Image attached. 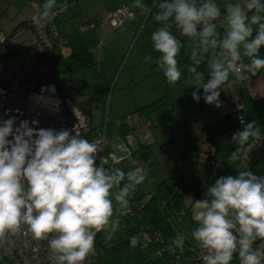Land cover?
<instances>
[{
	"label": "clouds",
	"instance_id": "1",
	"mask_svg": "<svg viewBox=\"0 0 264 264\" xmlns=\"http://www.w3.org/2000/svg\"><path fill=\"white\" fill-rule=\"evenodd\" d=\"M132 7L152 10L142 0H134ZM154 7L160 26L151 41L159 56L145 55L144 62L155 63L167 83L175 85L183 74L178 61L183 44L172 29L188 38L187 79L196 88L194 101L201 99L202 88L205 103L219 108L220 90L230 77L231 83H242L264 70V0L225 3L223 34L217 29L222 10L216 0H156ZM66 8L57 0H45L32 22L43 27ZM244 58L248 62L242 64ZM202 64L208 69L206 81L199 70ZM261 140L257 122L244 123L232 135L236 148L228 160L249 161ZM101 151L77 125L57 131L30 127L26 120L16 126L14 117L0 122V243L25 229L33 239L48 241L52 264H85L95 256L97 234L111 240L119 226L113 219L116 204L127 209L145 180L137 161L131 160L128 172L109 169ZM206 192V198L192 205L197 226L191 237L201 250L202 264H232L237 255L239 264H264V176L241 170L217 178ZM139 242V236H132L130 247ZM184 243L182 234L172 240L174 248L183 249Z\"/></svg>",
	"mask_w": 264,
	"mask_h": 264
},
{
	"label": "crops",
	"instance_id": "2",
	"mask_svg": "<svg viewBox=\"0 0 264 264\" xmlns=\"http://www.w3.org/2000/svg\"><path fill=\"white\" fill-rule=\"evenodd\" d=\"M38 1L39 0H0V32L4 35H9L20 24L31 21L32 16L40 12V8L37 4ZM142 2L152 9L151 12L146 13L140 9L133 8L132 4L134 3V0H57L58 4H67V8L64 11L58 13L56 18V26L59 33L67 40L69 56L63 58L59 52H54L52 55L54 60H52L51 66L54 71H58L53 63L57 62L59 64V62L61 63L67 61V63L64 64L67 65V68L58 71L60 76L65 72L70 76L78 75L81 78H85L84 82H82L83 88L77 90L71 89L64 91L60 87L59 83L60 92L64 96L68 94L69 96L66 95L65 97H67L73 104L78 103L85 109L93 108V111L97 112L93 101L94 98L91 97L90 93L93 91L95 92L96 88H98V85L102 86L105 79H109V81L112 80L115 73V70L111 69L109 66L107 67L103 65V61L107 59V56L105 59L101 58V50L104 46L107 48L113 43H119L124 45L126 48L131 44L135 33L139 28H141L140 34L142 35L145 31L148 33L149 28H152L155 31L160 26V24L154 19L155 12L157 11V9L154 7L156 0H142ZM216 2L221 6L222 10V17L218 22L219 26L217 28L221 34H223V15L225 14L224 4L227 2H235V0H216ZM119 7H128L133 13L134 17L131 21L126 22L122 27L113 29L108 23V16L110 12ZM93 19L99 20V23L95 25L94 28H86L81 30L82 26ZM172 31L182 41L183 44L181 52L178 56V60H180L179 66L183 73L181 80L175 85L168 84L163 72L155 63L153 65H143V75L140 74L139 78L138 76H134L133 72L129 73L130 81H134L136 77L139 80L145 81L147 88L144 93H146L147 96L151 95L154 91L153 87H156L157 97L159 96L156 99L168 96L171 99V102L165 107L152 113L148 119H143L139 113L135 112V110L153 102L156 99L147 104H140V101L142 100L136 99V102H134L136 108L131 113L136 115L138 118V121L135 123L136 125H132L131 115L128 116V123H123L124 126L133 128V133L127 137H136L138 139V146L140 148H144L147 142L151 139L154 141V143H158L160 141L158 138L162 137V131H156V134L154 135V132H152V120H158L160 118L159 116L164 114L163 116L168 115V122H173V128L172 130H169L171 132L169 139L170 141L175 142V144L172 145L174 146L173 149L175 155H173V157H175V159H183L184 161L187 160L186 157H190L191 159V153L193 151L213 152L217 157L218 146H215L216 140L225 139L229 142L233 149L236 147L231 144V140H228L224 136L215 139L213 142L208 141L206 131L208 127L225 118L232 119L231 117H233V114L231 110L232 101L234 99H240L242 101L247 122L255 120L257 122V126L261 129V134L264 135V70H261V72L256 76H251L243 86H239L238 83H231L233 77H230L229 82L224 84L223 88L220 90L219 100L221 102V107L219 108H217L215 105H209L205 103L203 99L204 92L202 88L198 93L201 99L199 102L194 101L192 98V93L193 91H196V88L192 86L191 81L187 79V65L191 63L189 56L192 42L188 40V38L180 36L179 32L175 28H173ZM260 55L264 57V47L261 48ZM158 56L159 53L155 52V58ZM247 62V58L242 60V64ZM199 70L204 73L206 81L208 78V69L206 64H202ZM60 81H62V76ZM87 81L92 82L91 84L94 86H85L89 84ZM98 81L100 83L97 85ZM100 90L106 91L103 87H100ZM138 96L140 98V95ZM175 110L178 111L180 115L179 118L176 117ZM85 115L91 121L89 115ZM125 118L121 119L124 120ZM118 121L120 120H117L116 122ZM163 121L159 120V125H163ZM233 123H235L234 119H232V124ZM98 125L94 128L91 127L92 131L95 133L99 131L98 129H100ZM119 128L120 126L115 123V132L118 134L117 139H120L123 142L120 141L115 151L110 150L108 155L125 157L128 152H134V150H132L129 146V143L126 139L127 137L124 139L121 138L119 134ZM140 128L142 129L143 134L141 133L139 136H137L138 130H140ZM156 135L158 137H155ZM117 153H123L124 155H117ZM191 161L202 166L205 164L192 159ZM174 163L176 164L177 161L175 160ZM137 166H140V164L138 163ZM226 175H228V173H224L223 171L217 176V178ZM166 196L167 193L165 194V197ZM130 202L134 203L131 199H129V203ZM190 208H192V206ZM173 235L174 239V232ZM198 248L199 246L189 250V252H184L183 256L185 258V264L189 262V255ZM235 259L236 264H238L237 256Z\"/></svg>",
	"mask_w": 264,
	"mask_h": 264
},
{
	"label": "rangeland",
	"instance_id": "3",
	"mask_svg": "<svg viewBox=\"0 0 264 264\" xmlns=\"http://www.w3.org/2000/svg\"><path fill=\"white\" fill-rule=\"evenodd\" d=\"M141 28H139L132 40L131 44L125 48L124 45L119 43H113L107 48H102L101 58L107 59L103 61L104 66H109L115 70L112 80L105 79L103 85H98L96 91L90 93L94 98L95 109H85L78 103L74 106L82 113L88 114L91 119V127L99 126L100 132H107V154L110 150L116 149L120 141L118 140V134L115 132V123L121 118L131 115L132 125L135 126L138 118L136 115L131 114L136 106L134 102L136 99L142 100L140 104H147L157 97V88L153 87L151 95L147 96L144 91L147 86L144 80H139L137 77L134 81L129 80V73L134 76L143 75V65H153L154 63L146 64L144 62L145 55H152L155 59V51L152 47L151 33L154 29L149 28L148 33L145 31L140 34ZM141 35V36H140ZM149 36V37H148ZM54 60V57H52ZM67 61L54 62L58 71L66 69ZM56 71L57 73H59ZM60 74V73H59ZM62 81H60V87L65 90H77L82 89L85 78H81L78 75L70 76L68 73H62ZM85 86H94L90 81ZM103 87L106 91L100 90ZM91 90V89H90ZM144 93V94H143ZM69 96L68 94H66ZM65 95V96H66ZM140 95V98L139 96ZM142 96V97H141ZM101 107V108H100ZM165 111V110H164ZM176 111V110H175ZM164 113V112H161ZM176 117L179 118V113L176 111ZM160 115V114H159ZM158 120H152V132L154 135L156 131H162V137L158 138L161 143H154L151 139L147 142L144 148L138 146V139L136 137L126 138L129 146L134 150L135 161L145 170L143 175L145 179L142 184L137 186L135 192L131 195L130 199L136 203H145L150 196L152 197L155 189L158 185H161L160 197H162V203L160 205L161 214L165 217V220L170 224L175 237L179 234L185 236V243L183 250L189 252L198 246V243L191 237V232L197 226L196 222L192 219V208H190L195 200L206 198L207 188L212 185L217 176L231 169V174L236 175L241 170H251L256 175L264 176V160H262L258 152H252L251 158L246 162H232L228 160L229 154L234 151L225 139L216 140L215 146L218 149L217 157L215 159L220 164V169H216L211 166L210 163H205L203 166L196 162L191 161L190 157H186V161L183 159L178 160L173 157L175 142L170 141L169 130L173 128V122H168V115L163 116L161 114ZM164 119V121H163ZM159 120H162L163 125H159ZM143 134L142 129L138 130V135ZM262 135V134H261ZM155 137H158L157 135ZM264 137V135H262ZM119 138V137H118ZM123 142V141H122ZM159 144V146H158ZM123 156V153H117V155ZM175 160L177 163L175 164ZM149 172V173H148ZM152 175V176H151ZM167 196L165 197V194ZM115 203V201H114ZM126 209L116 204V213L113 217L114 220L119 221V226L115 233L125 235L126 231L132 226L133 221L130 217L124 215ZM102 239H105V233H99ZM184 256L175 261V264H185ZM237 262L239 259L237 255Z\"/></svg>",
	"mask_w": 264,
	"mask_h": 264
},
{
	"label": "built area",
	"instance_id": "4",
	"mask_svg": "<svg viewBox=\"0 0 264 264\" xmlns=\"http://www.w3.org/2000/svg\"><path fill=\"white\" fill-rule=\"evenodd\" d=\"M45 0L37 2L40 11ZM134 15L128 7H119L109 13L108 23L113 29L122 27L133 19ZM56 18L43 27H37L32 20L20 24L9 35L0 32V122L14 117L16 126L21 121H28L30 127L73 129L77 125L81 135L90 142H98L102 151L99 156L108 159L106 168H116L126 157L108 155L106 150V130L94 136L90 120L82 114L74 104L59 90L61 76L52 68V55L59 52L64 57L69 56L68 43L56 26ZM99 20L93 19L82 26L81 30L94 28ZM219 23H217L218 25ZM245 82L238 83L243 86ZM232 114L237 124V130H242L247 123L244 105L240 99L232 101ZM32 121H38L33 125ZM129 117L116 122L118 126L128 123ZM74 134V133H73ZM257 143L255 152L264 157V137ZM11 139V137H9ZM191 159L198 162L210 163L216 169L220 164L213 152L193 151ZM99 164V160H97ZM140 167V166H139ZM143 170L142 167H140ZM124 215L132 217L134 212L129 207ZM173 238L164 239L159 231L145 227L140 232L141 247L158 242L160 250L157 257L167 255L169 264L184 255L183 249L174 248ZM257 244L260 241L256 242ZM200 248L189 255L187 264H202L199 259ZM52 253L48 241L33 239L25 229L17 235H10L0 243V264H52ZM91 256L85 261L89 264Z\"/></svg>",
	"mask_w": 264,
	"mask_h": 264
},
{
	"label": "trees",
	"instance_id": "5",
	"mask_svg": "<svg viewBox=\"0 0 264 264\" xmlns=\"http://www.w3.org/2000/svg\"><path fill=\"white\" fill-rule=\"evenodd\" d=\"M170 102L171 99L168 96H164L145 106L137 108L135 112L139 113L143 119H148L152 113L165 107ZM231 118L234 119V117ZM232 119L225 118L208 127L206 131L207 140L213 142L215 139L222 136L231 140L232 132L237 130L236 121L234 119L235 123L232 124ZM120 120L122 121L123 119ZM132 133L133 128L124 125L119 128V134L122 139ZM93 134L94 136H98L100 131L96 133L93 131ZM231 144L236 147L234 143L231 142ZM259 155L261 156V159L264 160V157H262L260 153ZM134 159V152H130L129 156L123 159L116 168L128 172L133 167L131 160ZM231 172V169H226V171H224V173L228 174H231ZM160 190L161 185H158L154 195L144 204L129 203V208L134 212V215L130 217L133 224L126 231L124 236L120 233H115L111 240H105L101 238L99 233L97 234L95 238L97 254L91 256L89 264H169V257L167 255H163L162 257L156 256V253L161 247L158 242L151 243L144 248L141 247L140 242L135 248L130 247L131 237H140V232L144 230L145 227H150L152 230L159 231L164 239L173 238V231L160 211L162 201V198L159 197ZM235 258L236 256H234L232 264H236Z\"/></svg>",
	"mask_w": 264,
	"mask_h": 264
},
{
	"label": "bare ground",
	"instance_id": "6",
	"mask_svg": "<svg viewBox=\"0 0 264 264\" xmlns=\"http://www.w3.org/2000/svg\"><path fill=\"white\" fill-rule=\"evenodd\" d=\"M218 25H219V24H218ZM218 25H217V26H218Z\"/></svg>",
	"mask_w": 264,
	"mask_h": 264
}]
</instances>
